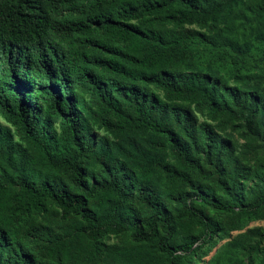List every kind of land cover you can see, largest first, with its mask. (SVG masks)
<instances>
[{"label": "trees", "instance_id": "1", "mask_svg": "<svg viewBox=\"0 0 264 264\" xmlns=\"http://www.w3.org/2000/svg\"><path fill=\"white\" fill-rule=\"evenodd\" d=\"M141 1L0 0V117L7 124L0 125V264L83 263L81 252L90 250L85 258L92 260L100 240L117 234L134 243L107 246L105 256L113 264H187L185 254L216 231L195 199L244 215L264 205V195L245 203L225 183L223 199L191 182L221 170L204 172L195 161L197 152L214 144L216 133L207 120L197 122L190 108L205 111L210 120L243 118L251 131L263 126L264 132V105H253L258 95L219 86L185 63L190 43L213 45L211 37L189 28L173 31L154 20L163 14L164 22L177 25L217 23L240 0H155L151 6ZM257 12L264 13V0ZM83 92L89 100L82 99ZM91 121L115 135L148 134V148L129 141L120 151L138 166L136 174L122 167L91 182L85 178L81 141ZM11 127L24 146L12 142ZM98 146L109 154L104 141ZM215 155L225 174L234 176L238 155L227 142H218ZM115 163L124 166L122 160ZM59 170L70 173L71 184ZM135 197L145 205L140 214ZM48 206L82 222L72 223L74 231L46 236L43 246H28L18 236L20 214L31 218ZM194 223L202 242L194 245L197 238L189 237L170 243ZM129 255L140 256L128 260Z\"/></svg>", "mask_w": 264, "mask_h": 264}, {"label": "rangeland", "instance_id": "2", "mask_svg": "<svg viewBox=\"0 0 264 264\" xmlns=\"http://www.w3.org/2000/svg\"><path fill=\"white\" fill-rule=\"evenodd\" d=\"M155 0H142L140 6H151ZM262 0H240L233 7L229 17L224 21L212 23L193 22L177 25L173 22H164L163 14L154 16V20L161 26L171 28L173 31L179 29H195L205 33L214 40V44H205L199 41L190 43L191 53L185 63L198 71L202 76H209L211 80L217 81L219 86L232 85L250 91L258 95L253 103L257 108L264 105V13L257 12ZM180 68L187 70L184 64ZM83 100H89L87 92L81 93ZM250 96L247 95L249 101ZM194 110L197 122L207 120L215 130L216 139L210 147L195 154V161L202 167L203 171H212L219 167L221 174L216 173L207 178L195 176L191 181L194 185H203L212 188L216 196L226 199L227 195L222 191L221 183L231 187L236 194H240L245 203H250L256 197L264 195V132L260 127L259 132L250 130L249 124L243 119H230L228 117H218L215 120L208 119L205 111ZM0 125L7 124L0 117ZM253 125V123L251 124ZM13 143L24 146L25 142L20 134L12 127L10 128ZM147 133L115 135L105 130L99 122L91 121L88 132L82 138V158L81 164L85 166V178L89 182L94 177H107L108 173L115 169H123L137 173L138 166L135 162L124 160L120 151L126 148L129 141L138 143L148 148L145 141ZM227 142L234 154L238 155V163L233 162L232 171L234 176L225 174V170L218 162L215 151L219 141ZM100 141H104L109 154L102 152L98 146ZM168 154L166 148L160 149ZM167 159L172 161V156ZM122 160L124 166L115 163ZM123 167V168H122ZM227 167V166H226ZM228 168V167H227ZM58 174L66 183L71 184V175L66 170H59ZM184 191L191 193L189 185L184 187ZM194 202L201 211L206 213L210 219L216 222V231L209 241L203 243L199 248H195L192 253L185 254L184 259L187 264H264V205L252 215H244L238 212L227 213L218 209L213 204L205 203L200 199ZM176 204H171L173 207ZM133 206L140 214L145 209L143 202L135 197ZM48 206L44 213L29 216L20 214V220L16 224L18 236L28 246L37 243L43 246L48 241L46 236L53 237L61 234L64 230L74 231L76 228L72 223L81 224L78 216L62 217L60 212L51 210ZM185 219H190L187 216ZM236 225V228H231ZM71 234L66 233V237ZM201 228L194 223L191 228L183 232L178 237L170 241L178 245L186 241L189 237H196L194 245L202 242ZM102 246L92 260L85 258L90 254V250L81 252L79 264H113L105 256V248L109 245H133L134 241L127 234L106 235L101 240ZM159 242V237L153 242L154 246ZM72 246L76 241H72ZM138 256L129 255L128 260H134Z\"/></svg>", "mask_w": 264, "mask_h": 264}]
</instances>
